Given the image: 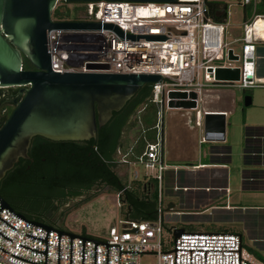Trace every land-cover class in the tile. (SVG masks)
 <instances>
[{
	"label": "built area",
	"instance_id": "built-area-1",
	"mask_svg": "<svg viewBox=\"0 0 264 264\" xmlns=\"http://www.w3.org/2000/svg\"><path fill=\"white\" fill-rule=\"evenodd\" d=\"M208 1L90 0L83 1L84 11L76 19H56L51 15L52 20L108 21L116 23L125 32L165 33L168 36L165 39H123L111 28L64 27L50 28L49 34L46 31L47 51L50 52L51 67L55 71L162 74L161 79L150 82L151 93L148 97L156 107L154 140L147 142L140 153H134L131 145L127 149L118 148L121 156L115 158L124 166L125 187H133L138 181H156L155 218L123 216L120 226L112 225L103 237L79 233L109 242L108 264H141L143 254L156 255V264H264L244 246L241 234L236 231L185 229L172 240L164 235L167 208L163 204V183L167 171L173 169L176 172L177 166L169 163L164 155L163 118L164 111L172 108L168 105L169 100L183 98L170 96L169 92L184 91V98L196 101V107L191 109L195 111V123L203 127L204 113L222 111L226 115L227 112L204 106L206 91L213 87L244 89L264 85V76L257 74V43L264 42V37L254 26L257 18L264 19V12L257 11L258 0H240L243 6H251L253 14L243 19L240 35L230 40L225 38V34L229 33L226 18H214ZM235 42H240L239 51L232 45ZM230 48L233 54L238 55L237 59L229 56ZM95 64H107V67H97ZM235 65L240 68L238 79L215 78L217 67ZM1 88L3 86L0 85ZM190 92H194L195 97H191ZM0 111L6 112V106L2 105ZM207 138L203 131L202 140ZM120 192H116L118 200ZM0 216L17 227L0 218V231L11 238L0 233V246L8 250L0 248V264H39L11 252L44 262V252L20 243L45 249V240L25 232L45 237L46 228L19 217L7 207L0 209ZM175 227L178 226L171 225L170 231ZM47 237V264H57V230L50 229ZM168 242H172L169 247L166 246ZM71 250V264H82L81 237L72 238ZM69 263L70 235L61 233L59 264ZM83 264H94L93 240L84 241ZM96 264H106L104 243L96 245Z\"/></svg>",
	"mask_w": 264,
	"mask_h": 264
},
{
	"label": "water",
	"instance_id": "water-1",
	"mask_svg": "<svg viewBox=\"0 0 264 264\" xmlns=\"http://www.w3.org/2000/svg\"><path fill=\"white\" fill-rule=\"evenodd\" d=\"M57 1L0 0V85L3 87L20 86L18 96L12 100L14 107L7 117L0 121V181L20 157L29 158L30 163L34 160L33 156L28 153L34 135H42L53 140L90 139V144L77 146L88 148L87 154H89L91 149H94L97 127L100 128L105 124L112 116L113 111L119 110L143 83L162 78V74L158 73L59 72L53 70L50 52L47 51L46 44V31L48 30L49 34L50 28H111L123 39H165L168 37L165 33L125 32L116 23L108 21L52 20L51 12ZM228 52L230 57L238 58L237 54L232 53L231 48ZM22 55L27 57L35 69L23 67ZM94 66L107 67V64H95ZM239 74L240 68L235 65L217 67L214 75L218 80H233L238 79ZM169 95L183 97L170 99L168 102L170 107L186 109L196 107L194 99L184 98L186 96L184 91H170ZM189 95L195 97L194 92H190ZM251 100V95L246 94L244 104H250ZM1 104L0 101V106ZM225 128L224 112L204 113L203 131L207 137L214 135L216 138L222 139ZM72 152L75 153L71 150V154ZM73 156L75 157V155ZM87 160L91 159L87 157ZM85 162L87 163V161ZM29 164L25 169L29 167ZM2 207H7L19 217L46 228L45 237L25 232L45 240V249L40 250L20 243L25 247L44 252V262L34 261L13 252L11 254L35 263L47 264V235L50 229H54L58 232L57 264H59L61 233L70 235L69 264H71V245L74 236L82 238V264L86 239L94 241V264H96L97 243L106 244V264H108L109 242L107 240L62 230L51 224L27 218L23 213L13 208L0 194V209ZM0 218L17 228L1 216ZM184 230L185 228L182 226L175 227L172 231L173 237L176 238ZM0 233L11 239L3 232L0 231ZM0 248L8 252L7 249L1 246Z\"/></svg>",
	"mask_w": 264,
	"mask_h": 264
},
{
	"label": "trees",
	"instance_id": "trees-1",
	"mask_svg": "<svg viewBox=\"0 0 264 264\" xmlns=\"http://www.w3.org/2000/svg\"><path fill=\"white\" fill-rule=\"evenodd\" d=\"M208 2L211 15L216 19L224 20L227 10L226 3L216 0ZM246 6L244 5V8ZM221 10L223 13L217 14ZM257 11L264 12V0L257 1ZM257 55V74L264 76V42L257 43ZM32 65L27 57H24L23 67L28 68ZM150 93L151 83H143L119 110H114L110 119L100 126L101 129L97 127L94 149H91L89 154H87L88 148L77 146L90 144V139L53 140L42 135H34L28 149L34 162L30 163L26 160L24 164L15 163L0 181V194L13 208L27 218L52 225L56 222L52 219L56 201L62 202L70 197L84 194L100 183V185H108L116 192L121 190L119 200L124 217L154 219L157 211L156 181L149 180L146 183L138 181L133 187H125V179L113 168L116 163L114 155L120 146L124 129L139 125L134 140L130 144L134 153H140L146 143L155 138L153 125L156 120V107L149 102ZM143 105L144 107L138 111ZM5 114L8 115V112ZM130 115L133 118L128 121ZM212 149L213 152L220 153L217 157L214 156L219 162L227 163L230 160L228 144L213 145ZM71 150L75 153L71 154ZM87 157L91 160H87ZM28 163L30 167L25 169ZM179 179V186L189 184H183L180 177ZM242 185L246 189L264 190V125L248 124L245 126ZM91 196L93 194H89L87 199ZM172 205L171 202L168 206ZM233 208L238 211L233 215L234 217L228 214L217 215L216 218L240 221L248 229L247 233L240 228L222 225L214 230L238 232L249 251L258 260L264 262V207L236 206ZM184 228L198 230L194 226H184ZM244 233L248 239L252 240V244L248 245L245 242Z\"/></svg>",
	"mask_w": 264,
	"mask_h": 264
},
{
	"label": "rangeland",
	"instance_id": "rangeland-1",
	"mask_svg": "<svg viewBox=\"0 0 264 264\" xmlns=\"http://www.w3.org/2000/svg\"><path fill=\"white\" fill-rule=\"evenodd\" d=\"M227 5L226 20L229 24V33L225 34L227 40L240 35L241 23L243 21L244 6L240 0H216ZM83 1H58L51 15L56 19H76L84 11ZM253 14L251 6L245 7V16ZM240 42L232 45L236 51L240 50ZM239 63V62H234ZM212 101H207L211 107H227L230 113L226 116L225 140H206L200 142V153L206 154L203 160H218L219 152H210V146L228 144L230 146V160L223 165L219 163L209 168H197L190 171L167 172L163 183V204L167 208L163 223L164 235L171 239L173 233L171 225L178 227L194 226L197 229L214 230L219 225L240 228L247 233L244 224L237 220H220L217 215H233L238 212L233 207H264V190L246 189L242 185L243 149L245 144V126L248 124L264 125V85H256L250 88L238 87H213ZM246 94L251 95L250 104H244ZM211 99V98H210ZM189 109L172 107L164 111V120L176 116L181 117ZM194 112V111H193ZM138 124L135 127L126 128L122 133V143H132L137 132ZM136 128V129H135ZM124 149L123 147H120ZM214 149V148H213ZM115 158L121 154L117 151ZM215 156V157H214ZM113 168L123 175L124 166L116 162ZM180 173V174H179ZM173 179H172V177ZM189 183L187 186H179V182ZM228 185V190L225 185ZM178 185V187H175ZM89 194H93L87 199ZM96 194V195H94ZM172 206H168L170 203ZM230 204V205H228ZM55 210L52 212V225L75 233H86L93 236L103 237L108 234L112 225L120 226V219L123 217L116 191L101 185L94 186L90 191L70 197L65 201H56ZM173 207V209H170ZM230 208V209H229ZM244 233L245 242L250 245L252 240ZM168 242L166 246H170ZM247 249L248 247L244 245ZM249 250V249H248ZM252 254V253H251ZM253 255V254H252ZM254 256V255H253ZM256 258V257H255ZM157 257L154 254H143L141 264H156Z\"/></svg>",
	"mask_w": 264,
	"mask_h": 264
},
{
	"label": "crops",
	"instance_id": "crops-1",
	"mask_svg": "<svg viewBox=\"0 0 264 264\" xmlns=\"http://www.w3.org/2000/svg\"><path fill=\"white\" fill-rule=\"evenodd\" d=\"M219 15L223 13V10L218 12ZM243 19L246 18L245 16V8L243 12ZM227 17V13H226ZM217 96V93H213L212 89L205 92L204 95V106L208 108L214 109H223L226 110V116L230 113V109L227 107H211L207 105V101H212L213 97ZM211 98V99H210ZM189 112H186L181 117H174L168 119L167 123L163 118V134H164V155L167 161L173 165L177 166V171L182 168H188L190 171H196L197 168H209L212 165L219 163V165L225 166L226 163L219 162L218 160H203L206 154L200 153L199 150V143L203 142L202 135H203V127L199 126L195 123V111L189 109ZM194 111V112H193ZM226 131V128H225ZM226 133L222 137V140H225ZM214 135L212 137H208L206 140H218ZM205 140V141H206ZM122 142V137H121ZM131 143L123 144L120 143V147L127 149ZM213 146V145H212ZM212 146H210V152H213ZM213 167V166H212ZM174 172V170H169ZM187 186V185H185ZM225 188H228L226 183ZM230 205V204H228Z\"/></svg>",
	"mask_w": 264,
	"mask_h": 264
},
{
	"label": "flooded vegetation",
	"instance_id": "flooded-vegetation-1",
	"mask_svg": "<svg viewBox=\"0 0 264 264\" xmlns=\"http://www.w3.org/2000/svg\"><path fill=\"white\" fill-rule=\"evenodd\" d=\"M24 57L25 56L22 55L23 60H24ZM27 69H35V67L32 65V67H28ZM19 88H20V86H12V87H3V88L0 89V101L2 102L1 106L2 105L6 106V112H8V114L11 111V109L14 107V103H13L12 100L18 96V94H19L18 93V89ZM6 112L3 113V112L0 111V121H3L7 117V115L5 114ZM132 118H133V116L130 115L128 117V121H130ZM119 148H120V146H119ZM26 160L30 161L29 158L20 157L19 160L17 162H15V163L24 164ZM31 162H34V160H32ZM29 167H30V164H29ZM100 186H101L100 183H98L96 185V187H100ZM105 186L108 187V185H105Z\"/></svg>",
	"mask_w": 264,
	"mask_h": 264
},
{
	"label": "bare ground",
	"instance_id": "bare-ground-1",
	"mask_svg": "<svg viewBox=\"0 0 264 264\" xmlns=\"http://www.w3.org/2000/svg\"><path fill=\"white\" fill-rule=\"evenodd\" d=\"M254 26L256 27V30L258 31L259 35L264 37V19L262 18H257Z\"/></svg>",
	"mask_w": 264,
	"mask_h": 264
}]
</instances>
